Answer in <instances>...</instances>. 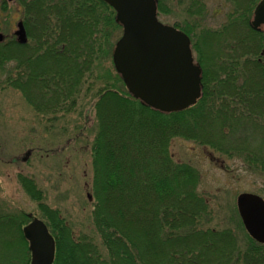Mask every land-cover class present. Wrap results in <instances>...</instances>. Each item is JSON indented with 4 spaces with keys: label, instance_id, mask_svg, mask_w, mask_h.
<instances>
[{
    "label": "trees",
    "instance_id": "trees-1",
    "mask_svg": "<svg viewBox=\"0 0 264 264\" xmlns=\"http://www.w3.org/2000/svg\"><path fill=\"white\" fill-rule=\"evenodd\" d=\"M26 1L18 4L27 41L0 42L1 60L19 54L16 88L34 108L52 113L82 99L83 84L98 83L95 89L90 85L97 99L88 192L93 211L86 226L99 233L100 243L87 232L74 237L75 230L52 215L58 230L61 223L71 231L56 233L48 225L55 242L52 264H264V244L247 233L200 225L212 213L198 192L199 176L190 165L174 161L168 149L172 137L208 146L224 160H238L264 188V142L258 143L264 141V61L255 58L264 57V33L249 26L259 0H224L228 9L216 28L202 25L207 0H157L159 16L174 13L180 19L172 25L188 35L202 67L200 98L175 112L153 109L127 92L111 59L121 27L105 2ZM8 3L0 0V9ZM181 12L195 19H184ZM234 33L239 37L233 39ZM216 38L227 42L206 57L203 43ZM102 57L110 63L106 80L98 70ZM22 217L0 214L2 237H11L7 230L14 225L20 245L11 254L13 242L1 239L8 264H29ZM230 229L240 239L245 235L246 242Z\"/></svg>",
    "mask_w": 264,
    "mask_h": 264
},
{
    "label": "rangeland",
    "instance_id": "rangeland-1",
    "mask_svg": "<svg viewBox=\"0 0 264 264\" xmlns=\"http://www.w3.org/2000/svg\"><path fill=\"white\" fill-rule=\"evenodd\" d=\"M206 6V17L202 25L218 27L225 18L228 4L224 0H207ZM21 7L18 0H14L8 3L5 9H0V34L3 39L5 37L8 40H19L15 32L17 23L23 21ZM180 16L184 19H195L184 12H181ZM159 19L165 24L180 20L174 13L160 15ZM261 32L264 33V30ZM235 35L237 36V33L232 34L233 39ZM25 39L26 42L27 38ZM258 41L262 45V41ZM29 42L33 43L30 38ZM225 42L227 40L224 38H216L212 42L203 43L204 53H218ZM24 51L30 53L32 50L25 48ZM18 56L19 54L14 52L7 54V61L0 59V214L18 217L23 214L27 221V215L30 219L41 218L50 227H56L53 216L56 218L60 215L63 223L75 230L74 237L80 236L79 232H87L93 235L94 242L100 243L99 233H96L93 226H86L87 221L92 219L93 211L88 192L92 183L91 145L96 128L94 102L97 98L96 94L91 96V90L97 87L98 83L94 82L97 80L91 79L90 85L93 89L90 85L83 84V98L79 100L77 97L64 111H40V108L32 106L24 92L16 88L18 82H13L17 79L15 74L19 77V66L16 64ZM255 58L264 61L262 55ZM208 59L206 58L210 62ZM98 60L99 74L104 77L106 75V80L110 63L104 57ZM33 67L41 69L40 64ZM262 142L264 141L258 143ZM168 149L174 161L190 165L199 176L198 192L212 213L211 218H207V223L200 220V225L214 226L219 230L234 227L246 234L236 208V198L240 192L257 193L264 198V188H261L260 180L238 160H224L208 146L192 140L172 137ZM235 222L241 223L242 228L237 227ZM64 224L60 223L61 228L58 230L56 227L57 231L51 228L56 233L62 230L64 234L71 235L68 227L64 229ZM14 227L12 225L7 230L8 236L11 237H2L0 233V242L1 239H10L13 242L11 254L14 250L18 251L20 246L16 232H13ZM230 230L240 239L236 234L237 230ZM240 240L246 242L245 235H242ZM220 246L217 244L214 249H219ZM9 258L6 252L0 249V264H8Z\"/></svg>",
    "mask_w": 264,
    "mask_h": 264
},
{
    "label": "water",
    "instance_id": "water-1",
    "mask_svg": "<svg viewBox=\"0 0 264 264\" xmlns=\"http://www.w3.org/2000/svg\"><path fill=\"white\" fill-rule=\"evenodd\" d=\"M122 25L112 61L127 90L143 103L161 111H176L193 104L201 92V69L193 62L188 36L157 19L156 0H103ZM264 27V0L254 8L250 26ZM17 33L24 41L22 23ZM2 40V34H0ZM237 209L251 237L264 243V200L241 193ZM31 252L30 264H52L54 241L46 225L33 218L23 227Z\"/></svg>",
    "mask_w": 264,
    "mask_h": 264
}]
</instances>
